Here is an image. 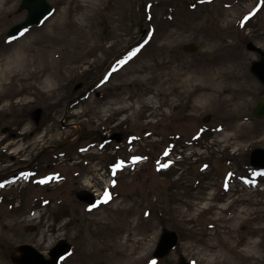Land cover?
Segmentation results:
<instances>
[{"label": "rangeland", "instance_id": "374dc122", "mask_svg": "<svg viewBox=\"0 0 264 264\" xmlns=\"http://www.w3.org/2000/svg\"><path fill=\"white\" fill-rule=\"evenodd\" d=\"M48 1L42 25L8 38L27 11L0 0V179L26 167L65 179L0 192V264L21 244L48 255L61 239L73 243L61 264H264V174L250 166L264 148L253 113L264 85L246 47L264 49V0ZM136 152L147 160L119 172L105 202L78 198L103 193L114 156ZM164 228L180 241L155 259Z\"/></svg>", "mask_w": 264, "mask_h": 264}, {"label": "water", "instance_id": "95a60500", "mask_svg": "<svg viewBox=\"0 0 264 264\" xmlns=\"http://www.w3.org/2000/svg\"><path fill=\"white\" fill-rule=\"evenodd\" d=\"M27 9L28 14L24 21L14 25L9 35H16L20 29L30 25L41 24L52 12L53 6L48 0H22L19 11ZM248 49L254 50L261 55L259 60L253 61L251 71L264 84V49L250 41ZM183 50L187 52H195L198 45L195 42L187 43L183 46ZM254 116L256 118L264 117V96L261 97L258 104L254 108ZM208 117L207 119H209ZM251 163L255 166L264 167V148H255L251 154ZM81 198L92 201L90 194L86 192L80 193ZM178 242V234L176 231L164 228L161 239L156 250V255L163 257L170 253L172 248ZM71 249L70 243L66 240L59 241L50 251V258H47L37 248L31 244H22L16 247L12 258L15 264H58L59 260L65 256ZM176 264H191L183 256L180 257Z\"/></svg>", "mask_w": 264, "mask_h": 264}, {"label": "bare ground", "instance_id": "6f19581e", "mask_svg": "<svg viewBox=\"0 0 264 264\" xmlns=\"http://www.w3.org/2000/svg\"><path fill=\"white\" fill-rule=\"evenodd\" d=\"M217 79V77H209V80H211V82L214 84V81Z\"/></svg>", "mask_w": 264, "mask_h": 264}, {"label": "snow or ice", "instance_id": "6c2138e0", "mask_svg": "<svg viewBox=\"0 0 264 264\" xmlns=\"http://www.w3.org/2000/svg\"><path fill=\"white\" fill-rule=\"evenodd\" d=\"M166 154H167V153H166ZM166 166H167V165H164V167H166ZM105 196H106V197L108 196V193H107V192L105 193Z\"/></svg>", "mask_w": 264, "mask_h": 264}, {"label": "flooded vegetation", "instance_id": "af4514ba", "mask_svg": "<svg viewBox=\"0 0 264 264\" xmlns=\"http://www.w3.org/2000/svg\"><path fill=\"white\" fill-rule=\"evenodd\" d=\"M39 118H40V115H38V118H37V119H39ZM34 164H35V163H34ZM16 172H17V171H16ZM16 172H15V173H16ZM13 174H14V173H13Z\"/></svg>", "mask_w": 264, "mask_h": 264}]
</instances>
